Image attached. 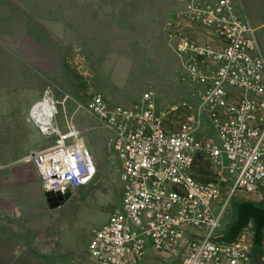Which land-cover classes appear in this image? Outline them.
<instances>
[{
  "label": "built area",
  "instance_id": "1",
  "mask_svg": "<svg viewBox=\"0 0 264 264\" xmlns=\"http://www.w3.org/2000/svg\"><path fill=\"white\" fill-rule=\"evenodd\" d=\"M183 2L184 12L167 27L196 89L189 98L162 110L153 90L130 106H111L102 94L76 101L78 110L112 132L121 165V205L88 245L97 264H144L149 256L170 264H253L246 233L233 243L220 237L236 196H264V55L256 27L240 16L235 0ZM182 19L224 44L198 45L181 31ZM33 108L30 118L40 131L57 135L54 144L29 156L43 193L72 192L92 182L93 154L78 142L71 118L61 132L53 124L56 110L44 130ZM206 121L214 137L202 135ZM202 159L210 172L201 168Z\"/></svg>",
  "mask_w": 264,
  "mask_h": 264
},
{
  "label": "crops",
  "instance_id": "2",
  "mask_svg": "<svg viewBox=\"0 0 264 264\" xmlns=\"http://www.w3.org/2000/svg\"><path fill=\"white\" fill-rule=\"evenodd\" d=\"M19 1L0 0V264H97L88 249L97 229L88 234L82 250H76L75 227L69 221L62 223L60 215L53 213L55 209L49 208L33 166L18 160L19 133L32 132L35 140L42 141L29 121V113L49 86L63 82L69 96L65 104L79 132L78 142L95 152L101 146L94 133L98 119L78 110L76 101H87L97 93L111 106L138 102L142 96L126 102L118 94L128 88V83L143 79L136 73L146 65V53H177L175 42L168 37L167 23L175 22L185 5L183 0H57L56 5L46 0V12L43 10L39 19ZM246 8L253 22L264 27V22L254 21L249 4ZM180 22L183 34L198 45L217 49L224 44L208 29L184 19ZM175 66L183 73L178 60ZM79 83L85 84V93L80 92ZM98 83L109 84L113 92ZM194 89L186 85L187 97ZM173 103L157 99L161 110ZM57 125L61 132L67 131L64 122ZM108 139L112 144V132ZM34 149L23 159L43 148ZM80 189L73 190L72 196ZM252 200L233 205L223 242L237 241L249 228H264V208ZM249 213L254 216L248 217ZM110 217L108 214L99 227ZM243 221L247 224L233 229Z\"/></svg>",
  "mask_w": 264,
  "mask_h": 264
},
{
  "label": "rangeland",
  "instance_id": "3",
  "mask_svg": "<svg viewBox=\"0 0 264 264\" xmlns=\"http://www.w3.org/2000/svg\"><path fill=\"white\" fill-rule=\"evenodd\" d=\"M52 5H56L57 0H49ZM131 2L137 0H129ZM237 2V8L240 11V14L243 19L248 20L249 22L255 24L258 28V36H259V45L260 49L264 55V27L260 28L256 23L251 19V15L247 10L246 6L249 4L252 8V15L254 17V21L258 23L264 22V0H235ZM22 6L26 8L30 13H33L34 16L41 19L43 10H45V6H47L46 0H20L19 1ZM89 2V0H87ZM114 2H119L118 0H114ZM121 2V1H120ZM46 12V10H45ZM56 20V17H55ZM56 28V26L54 27ZM148 57H146L144 64L139 67L142 71L139 74L141 76V80H136L135 83H128V88L125 90H121L118 96L119 99L125 100L126 102L130 100H137L140 98L144 92L152 89L155 93H157L158 100H164L166 102H179L181 100L187 99V95L189 92H186V85L189 87L194 86L187 79V73L183 68V64L181 59H177L176 53H146ZM178 60V65L183 69V73L176 68V62ZM59 76V75H58ZM65 84L60 82L58 85H51L47 88L43 94V97H48L50 100L54 101L56 104V109L58 113L54 116L53 124L55 127H58L57 122L62 121L66 124L67 127V118L70 117L69 110L67 104L63 103L66 97L65 92H68L66 87H62ZM83 83H79V89L81 93H85L86 86L84 87ZM105 83H98V86L101 88L105 86ZM108 92H113L111 90L109 84L106 85ZM127 86V85H126ZM125 86V87H126ZM70 93L73 92L72 89H69ZM196 90V89H194ZM46 91H48L46 93ZM123 91V92H122ZM193 91V90H192ZM101 93V92H98ZM97 94V93H96ZM95 94V95H96ZM72 95V94H71ZM94 97V95H93ZM92 97V98H93ZM88 99L87 101L91 100ZM81 103H85L87 101L83 99H79ZM112 105H117L112 104ZM125 105V104H124ZM120 106V105H118ZM29 121L34 125L36 131H39L41 134L40 137L42 141L35 140L34 133L21 135L19 133L18 139V160H22L25 162H29L39 179L36 168L34 164L30 161L29 157L26 159L24 156L28 152L32 151L33 148L40 149L46 146H50L54 144L57 135H44L39 127L31 120L29 113ZM99 123V122H98ZM20 125V124H19ZM98 128L94 130L95 136L98 135L99 142H101L100 148L98 147L95 152H92L94 163L97 168V174L92 182L87 184L86 186L81 187L80 191L71 196V198L58 209L53 210V213H58L60 215V219L62 223L69 221L68 223L71 227H75L76 232H74L75 239V248L76 250L81 251L85 240L89 233L94 231L95 229H99L102 222L105 220L108 214L110 216L113 214L116 208H118L121 204L122 199V185L120 181V170L121 165L119 160L117 159V155L112 150L111 141L108 139L109 134H111L110 130L102 126L100 123L97 124ZM96 126V125H95ZM59 128V127H58ZM202 135L208 137H214L215 131L210 126V124L206 121L205 127L203 129ZM36 144L33 146V143ZM26 152V153H25ZM28 156V155H27ZM211 164L208 160H201V168L210 172ZM204 172V170H203ZM207 174V172H204ZM247 199L252 200L249 197H242L240 195L236 196L234 200L227 207L226 218L224 222V231L225 232L229 220L231 217V209L233 205L240 200ZM254 201V200H252ZM257 205L264 208V196L259 199H255L254 201ZM254 208L256 207L253 203H250ZM256 209V208H255ZM253 217V213H249L248 217ZM242 222V221H241ZM240 222V223H241ZM238 223L234 226V230L239 227L244 226L247 222L243 221V223ZM264 226V221L262 222ZM99 227V228H98ZM233 230V231H234ZM247 239L251 246L253 264H264V229L256 234L253 228L247 229ZM220 237V240L223 238ZM144 264H170L162 259H157L153 256H149L146 258Z\"/></svg>",
  "mask_w": 264,
  "mask_h": 264
},
{
  "label": "bare ground",
  "instance_id": "4",
  "mask_svg": "<svg viewBox=\"0 0 264 264\" xmlns=\"http://www.w3.org/2000/svg\"><path fill=\"white\" fill-rule=\"evenodd\" d=\"M56 110L50 99L46 97L39 101V104H36L32 111L42 121V128L46 130V126L52 125V117L57 112Z\"/></svg>",
  "mask_w": 264,
  "mask_h": 264
},
{
  "label": "water",
  "instance_id": "5",
  "mask_svg": "<svg viewBox=\"0 0 264 264\" xmlns=\"http://www.w3.org/2000/svg\"><path fill=\"white\" fill-rule=\"evenodd\" d=\"M45 199L50 209H56L64 205L72 196L70 189H66L64 193L46 192L44 193Z\"/></svg>",
  "mask_w": 264,
  "mask_h": 264
},
{
  "label": "trees",
  "instance_id": "6",
  "mask_svg": "<svg viewBox=\"0 0 264 264\" xmlns=\"http://www.w3.org/2000/svg\"><path fill=\"white\" fill-rule=\"evenodd\" d=\"M264 228L263 227H256L255 232L256 234H259Z\"/></svg>",
  "mask_w": 264,
  "mask_h": 264
}]
</instances>
